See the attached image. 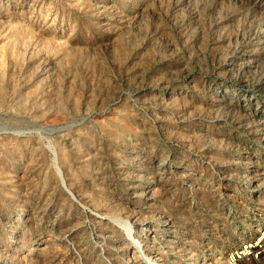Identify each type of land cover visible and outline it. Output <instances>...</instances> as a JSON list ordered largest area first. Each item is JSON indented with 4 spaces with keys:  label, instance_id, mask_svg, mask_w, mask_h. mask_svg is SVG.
<instances>
[{
    "label": "rangeland",
    "instance_id": "1",
    "mask_svg": "<svg viewBox=\"0 0 264 264\" xmlns=\"http://www.w3.org/2000/svg\"><path fill=\"white\" fill-rule=\"evenodd\" d=\"M263 234L264 0H0V264H229Z\"/></svg>",
    "mask_w": 264,
    "mask_h": 264
},
{
    "label": "built area",
    "instance_id": "2",
    "mask_svg": "<svg viewBox=\"0 0 264 264\" xmlns=\"http://www.w3.org/2000/svg\"><path fill=\"white\" fill-rule=\"evenodd\" d=\"M262 239L263 238L260 237L245 243L241 250L232 251L226 261L229 264H237L244 259H257L261 256V253L264 252V242L261 241Z\"/></svg>",
    "mask_w": 264,
    "mask_h": 264
},
{
    "label": "water",
    "instance_id": "3",
    "mask_svg": "<svg viewBox=\"0 0 264 264\" xmlns=\"http://www.w3.org/2000/svg\"><path fill=\"white\" fill-rule=\"evenodd\" d=\"M52 132H55L54 130H50L49 133H52ZM46 149L50 152V150L46 147ZM51 153V152H50ZM55 174L56 176L58 177L59 181H60V184L62 186V188L66 191V193L74 200V198L72 197V195L69 193V191H67L66 187H65V184H64V181L62 179V175H61V172L59 170H55Z\"/></svg>",
    "mask_w": 264,
    "mask_h": 264
},
{
    "label": "bare ground",
    "instance_id": "4",
    "mask_svg": "<svg viewBox=\"0 0 264 264\" xmlns=\"http://www.w3.org/2000/svg\"><path fill=\"white\" fill-rule=\"evenodd\" d=\"M125 231L127 233L128 236H130L131 234V229L129 227H125ZM136 248H137V252L141 253V249L139 248V245L138 244H135ZM144 261H145V264H155V261H153L152 259L150 258H147V257H143Z\"/></svg>",
    "mask_w": 264,
    "mask_h": 264
}]
</instances>
